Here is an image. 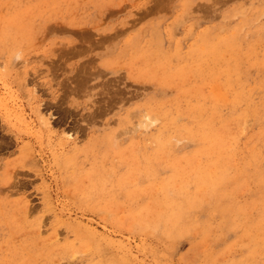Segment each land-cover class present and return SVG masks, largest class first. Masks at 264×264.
Listing matches in <instances>:
<instances>
[{"label": "rangeland", "instance_id": "obj_1", "mask_svg": "<svg viewBox=\"0 0 264 264\" xmlns=\"http://www.w3.org/2000/svg\"><path fill=\"white\" fill-rule=\"evenodd\" d=\"M0 264H264V0H0Z\"/></svg>", "mask_w": 264, "mask_h": 264}]
</instances>
